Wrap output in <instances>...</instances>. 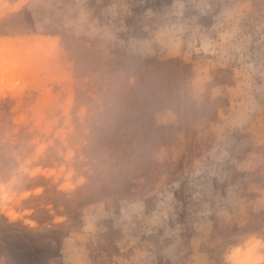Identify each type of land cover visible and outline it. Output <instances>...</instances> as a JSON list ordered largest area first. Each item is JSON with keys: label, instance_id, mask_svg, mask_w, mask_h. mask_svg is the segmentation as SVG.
<instances>
[{"label": "rangeland", "instance_id": "374dc122", "mask_svg": "<svg viewBox=\"0 0 264 264\" xmlns=\"http://www.w3.org/2000/svg\"><path fill=\"white\" fill-rule=\"evenodd\" d=\"M162 28L181 55L143 46ZM261 232L264 0H0V264H205Z\"/></svg>", "mask_w": 264, "mask_h": 264}, {"label": "clouds", "instance_id": "9594fccd", "mask_svg": "<svg viewBox=\"0 0 264 264\" xmlns=\"http://www.w3.org/2000/svg\"><path fill=\"white\" fill-rule=\"evenodd\" d=\"M55 40H39L37 42V47L40 48H54L56 46ZM143 46L149 51L153 49H158L161 52L166 53L169 56H179L181 55V42L176 39L173 40L169 38V32L166 29H160L154 33H150L149 37L143 42ZM7 47V42H6ZM206 79L197 77L194 80L195 92L193 94V99L199 102L202 99V94L205 92ZM218 91V90H217ZM211 131L222 132L223 129L213 128ZM160 163H163L160 161ZM19 181V177L13 175L11 178H7L4 184L6 190L10 189L12 185ZM27 193H22L17 199H23ZM102 207V205H101ZM137 210L142 209V204L135 205ZM217 216L220 218H227L229 221L231 217H228L227 213L224 211H218ZM125 220L131 222V216L127 212H124ZM167 220V214L164 217ZM155 224L161 223L160 217L157 216L152 221ZM32 223V222H29ZM32 226H35L34 224ZM94 225L89 223L85 226V232L94 231ZM181 231L180 225H177L175 233L178 235ZM68 242L71 243V237L68 238ZM205 264H264V232L261 233H251L244 237L236 243H226L225 246L220 249L219 259L216 260H205Z\"/></svg>", "mask_w": 264, "mask_h": 264}]
</instances>
